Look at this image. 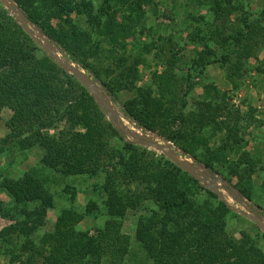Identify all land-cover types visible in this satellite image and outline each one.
<instances>
[{
    "label": "trees",
    "instance_id": "trees-1",
    "mask_svg": "<svg viewBox=\"0 0 264 264\" xmlns=\"http://www.w3.org/2000/svg\"><path fill=\"white\" fill-rule=\"evenodd\" d=\"M145 1L11 0L26 18L22 23L0 0V119L3 108L12 111L2 150L8 144L38 146L43 151L39 168L65 176L104 172L107 210L103 226L92 233L79 224L98 208L96 202H89L85 212L60 207L54 229L40 233L49 211L57 208L47 179L33 169L21 177H3L0 193L11 202L0 198V218L15 220L0 230V254L8 263L120 264L131 246L122 220L129 211L142 210L136 237L153 264H264V250L251 235L243 231L236 237L228 230L231 213L245 214L240 206L253 213L260 227L264 224L263 194L254 181L258 161L246 147L240 120L231 116L225 94L223 102L211 101L212 90L217 91L212 83H201L207 96L198 106L189 99L199 84L195 77H205L210 65H231L239 72L256 55L264 42V9H253L255 0H190L209 8L212 18L187 14L183 30L195 46V55L187 58L168 30L155 37L146 26ZM73 14L83 17L87 27ZM37 31L64 62L85 73L108 108L38 44L31 34ZM135 34H147L149 41L137 39L129 49L127 39ZM154 51L163 70L140 85V65ZM253 68L264 76V59ZM124 90L134 97L122 107L116 102ZM150 121L179 146L177 155L192 157L203 171L201 179L167 153L155 155L138 145L141 140L165 146L149 134ZM125 124L144 137L128 132ZM112 138L122 146H114ZM221 167L239 183L232 185V179L220 175Z\"/></svg>",
    "mask_w": 264,
    "mask_h": 264
},
{
    "label": "rangeland",
    "instance_id": "rangeland-1",
    "mask_svg": "<svg viewBox=\"0 0 264 264\" xmlns=\"http://www.w3.org/2000/svg\"><path fill=\"white\" fill-rule=\"evenodd\" d=\"M99 1L101 0H96V2ZM4 3L7 5V1ZM144 7L147 12L145 24L146 26L153 28L154 32H152L155 37H159V34L162 33L165 34V31L168 30V34H172L173 37L179 41V44L184 46V50L180 53L181 56L190 58L195 55V46L188 43L187 30H183L187 25V14L189 12L204 14L208 19H211L212 17L209 14V8L196 5L190 0H146ZM253 9H256V11L264 9V1L255 0L253 3ZM12 14L14 13L12 12ZM73 15L78 23L83 25V27H87L83 17H80L77 14ZM20 20L22 23H26L22 19ZM35 39L43 49H48L64 62L61 54L54 50L51 44L48 43L39 31L35 33ZM137 39L149 41V36L147 34H144L143 36L136 34L134 36H129L127 39L129 49H132V47L135 46ZM255 54L256 55L253 58L247 60L245 67L239 72L231 69V65L229 67H222L220 63L210 65L205 77H195L194 81L199 84L190 94L189 99L191 105L195 106H198V101L205 99L207 93L204 91L205 89H203L201 83H212L214 87L217 88V91L216 89L212 90L211 101L216 99V101L223 102L221 97L225 94L230 109L233 111L231 116L240 120V124L243 127L244 138L247 139L246 147L256 161H258L257 173L254 175V181L259 192L263 194L259 203L264 206V190H262V182L264 181V76L260 75L253 68L259 60L264 59V42L262 40ZM162 62V58L156 55V51L149 55L147 62L140 65L142 73L140 85L151 83L153 73L156 71L161 72L163 70L164 65ZM93 86L94 92H97L98 90L95 85ZM91 92L93 93L92 90ZM133 97L134 94L132 92L124 90L118 94V100L116 103L123 107V105H125L127 101L129 102ZM102 104L105 108H108L109 106L105 103V100ZM1 113L0 141H2L10 132L6 125V121L10 118L12 111L8 108H3ZM109 116L110 113L107 112V117L109 118ZM124 127L128 132L134 133L140 139L144 137L143 133L129 124H125ZM45 132L55 134L58 130L47 129ZM149 134L153 137L154 141L163 142L165 144L164 147H157L155 142L145 144L139 140L138 145L141 147H147L151 153L160 155L164 153L163 149L172 150L175 153L181 151L177 144L165 137L163 130L155 121H150ZM216 139L218 140L219 137ZM111 143L116 147L122 146L118 138H112ZM3 146L5 145H0V181L5 176L15 178L21 177L25 172L32 169L41 171L44 178L47 179L48 187L55 195L57 208L49 211L47 223L40 230V233L54 229L60 207H74L79 211L85 212L87 204L91 201L96 202L98 208L94 209L87 217H85V219L79 224V228L83 230L89 229L92 233H95L98 227L103 226L107 218V210L105 207L106 195L101 188V185L105 180L104 172H100L97 176H65L52 169L39 168L43 151L38 146L21 149L20 147H12V145L10 146L8 144L6 145V149L2 150ZM188 155L189 154H187V156ZM189 157V160L185 157L181 158L184 161L192 163V157ZM220 169L221 172L219 174H224L225 177L232 179V185H237L239 183V178H237V176L232 177L228 168L221 167ZM198 173L200 172L198 171ZM220 175L217 176L220 178ZM200 176L202 177L201 173ZM220 191L236 208L239 207L225 190ZM0 198L8 203L11 202L10 197L6 193H0ZM146 205L151 206V203L146 202ZM240 207L241 211L245 214L236 211L229 215V232L236 237H241L243 231L247 232L251 235L255 243L264 250V228L256 223L252 218L253 213L248 208L245 206ZM143 212L144 211L142 210L129 211L126 217L122 220L123 231L130 236L131 246L125 260L120 264H153L152 260L146 257L136 237L138 220ZM14 221L15 220L8 218H0V230L11 223H14ZM8 262L9 259L5 257L4 254H0V264H10ZM103 264L112 263L106 260Z\"/></svg>",
    "mask_w": 264,
    "mask_h": 264
},
{
    "label": "water",
    "instance_id": "water-1",
    "mask_svg": "<svg viewBox=\"0 0 264 264\" xmlns=\"http://www.w3.org/2000/svg\"><path fill=\"white\" fill-rule=\"evenodd\" d=\"M4 2H6L7 1V6H8V8L13 12V13H15L20 19H22L23 21H26V18H25V16H24V14H23V12L22 11H17L16 10V8H15V6L11 3V0H3ZM31 34L35 37V33H32L31 32ZM37 40H39V39H37ZM47 51H49L48 49H47ZM49 52H51V51H49ZM52 53V52H51ZM52 54H54V53H52ZM57 58H58V60L60 61V63L65 67V68H67L72 74H74V75H76L77 77H79V79L87 86V87H89L92 91H93V93H94V95L96 96V97H99L100 98V101L103 103L104 102V99L100 96V94H99V92L97 91V92H94V84L92 83V81L85 75V73L83 72V71H81L80 69H78V68H76V67H74V66H72V65H69V64H67L66 62H63L56 54H54ZM105 103H107V102H105ZM109 107V106H108ZM157 147H164V146H161V145H158V144H155ZM163 151H164V153H167L168 154V156L174 161V162H176L178 165H180L183 169H185L188 173H190L191 175H193L194 177H196L197 179H200V178H202L201 176H200V173L201 174H203V171L201 170V169H199L197 166H195L194 164H192V163H189V162H187V161H184V160H182V158L179 156V155H177L174 151H172V150H167V149H163ZM198 171L200 172V173H198ZM262 225V227L264 228V224H261Z\"/></svg>",
    "mask_w": 264,
    "mask_h": 264
}]
</instances>
